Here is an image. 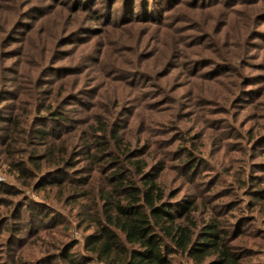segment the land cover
<instances>
[{"label":"rangeland","instance_id":"1","mask_svg":"<svg viewBox=\"0 0 264 264\" xmlns=\"http://www.w3.org/2000/svg\"><path fill=\"white\" fill-rule=\"evenodd\" d=\"M103 129L264 264V0H0V264L84 252L77 191L98 197L117 166ZM44 153L40 171L14 165ZM54 175L66 189L36 188Z\"/></svg>","mask_w":264,"mask_h":264},{"label":"trees","instance_id":"2","mask_svg":"<svg viewBox=\"0 0 264 264\" xmlns=\"http://www.w3.org/2000/svg\"><path fill=\"white\" fill-rule=\"evenodd\" d=\"M37 131L42 138L48 135L43 129ZM98 133L100 138L94 144L98 146L99 160L117 166H113L108 176L107 189L98 197L89 199L90 192L77 191L81 219L89 221L92 231L85 237L84 252L73 251L76 246L73 243L54 255L53 260H58L55 264H177L176 257L188 258L195 264H245L246 255L233 243L236 237L219 227L217 219L206 222L202 228L193 215L196 210L193 201L179 206L167 200V192L157 175L147 173L141 164L145 161H133L128 151H114V146L119 148L121 144L117 130L108 133L103 129L97 130ZM40 158L28 157L14 165L22 175L26 174L28 163L40 171V162L49 160L48 153ZM72 161L70 157L64 159L66 164ZM134 170L142 177L140 183L133 177ZM66 183V178L54 175L40 178L35 185L37 189L48 186L66 189ZM88 200L93 201L94 212ZM27 206L28 213L39 221L43 210L36 209L32 203ZM46 225L48 222L40 226ZM17 230L16 234L23 229Z\"/></svg>","mask_w":264,"mask_h":264}]
</instances>
